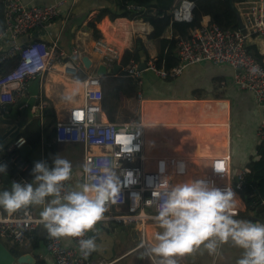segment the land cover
I'll return each instance as SVG.
<instances>
[{
    "label": "built area",
    "instance_id": "1",
    "mask_svg": "<svg viewBox=\"0 0 264 264\" xmlns=\"http://www.w3.org/2000/svg\"><path fill=\"white\" fill-rule=\"evenodd\" d=\"M75 4L78 0H72ZM65 0L51 5L28 4L22 0H6L4 35H0V44L6 50L0 52V115L9 112V106L18 99L24 98L29 90V84L46 74L61 67V72L69 79L76 78L84 71L82 62H72L59 47V41H26L35 31L43 30L62 15ZM130 10H140L135 5L126 7ZM195 4L189 0L182 1L179 8L169 12L173 22L190 23L193 19ZM242 21L246 27V34L239 29H224L210 20L202 27L191 31L188 40H181L178 44L180 65L167 71L159 68L156 61L145 63L147 70L154 72L162 79L177 77L188 65L210 62L214 65L228 66L234 71V86L236 89L252 95L259 106L264 107V64L251 51L253 39H258L264 46V0L252 2L242 13ZM14 64L7 70L3 68L9 60ZM122 57L118 51L108 47L104 55L103 64L107 67L108 75L116 65L121 66V72L127 77L141 83L143 71L134 61L122 65ZM253 69H256L254 72ZM101 77L89 74L81 82L83 87V101L73 106L65 119L59 120L56 126V143L64 147L65 151L77 148L70 160L78 159L81 164L86 160L95 162L97 169L105 162L117 161L118 173L132 171L137 183L123 187L116 204H110L105 213V219L99 226L118 224L138 229L140 238L147 245V227L152 222L150 217L156 215L155 204L146 203L154 200L152 191L155 184L167 178L168 183L176 184L194 179H206L219 188L231 187L235 193H240L248 170L246 167L234 170L231 149L228 147L221 154L203 153L194 157L184 158L176 156L150 157L145 153V128L143 118L142 95L138 94L139 106L135 116L128 122L113 123L102 120L103 92ZM42 110V109H41ZM43 121V115L40 117ZM138 129L139 135L133 141L132 147H139V151L131 154L122 153L123 133ZM218 143L232 139L233 127L230 125H212ZM137 130H133L135 134ZM27 140L17 137L8 141L0 149V162L12 164L16 168L11 181L29 182L27 173L30 164L22 156V149ZM203 149V147L201 146ZM77 161V162H78ZM164 162L165 170L160 171V163ZM184 165L183 174L178 172V165ZM76 168V166H75ZM152 178L153 187H149L148 179ZM84 176L82 172V182ZM224 182L226 184H224ZM67 187L73 188L71 179L65 182ZM4 185V178L0 175V190ZM140 194L138 206L133 208L131 193ZM264 205V201L262 203ZM238 216V215H237ZM237 218V217H236ZM238 219V218H237ZM40 216L32 209L18 211L12 215L4 214L0 209V241L20 245L29 251V236L38 232L42 226ZM157 223V222H156ZM158 224V223H157ZM89 236L86 234L85 238ZM46 253L55 264H111L104 258H93L90 255L84 259L79 251L77 240L69 238L71 244L64 243V238H52L45 232ZM43 256V255H42Z\"/></svg>",
    "mask_w": 264,
    "mask_h": 264
},
{
    "label": "crops",
    "instance_id": "2",
    "mask_svg": "<svg viewBox=\"0 0 264 264\" xmlns=\"http://www.w3.org/2000/svg\"><path fill=\"white\" fill-rule=\"evenodd\" d=\"M22 1L35 5H51L61 0ZM254 1L256 0L239 4V12L242 13ZM65 2L62 15L57 20L43 30L35 31L21 40L23 42L30 40L46 41L48 43L58 40L61 50L70 57L69 61L82 62L84 57H88L92 66L90 70L84 68L83 72L87 75H95L98 68L103 65L104 55L108 47L118 51L123 58L125 52L133 48L134 39L139 37L145 41L151 60L157 61L160 68L165 69L163 61L160 64L161 60L157 58L158 52L154 41L148 40V36L154 30L149 23L142 20L130 21L128 19H118L111 22L108 15L100 18L98 9L106 6V3L102 0H78L75 4L72 0H65ZM209 20V18L205 19V21ZM89 23L96 26L102 35V39L96 40L94 38L92 30L88 26ZM163 37L170 38V30ZM251 45L264 59V46L261 41L253 39ZM3 50H6V46L1 43L0 52ZM113 70L111 73L116 76ZM60 72L61 67L58 66L44 77L31 82L27 95L10 105L7 114L0 115V118L6 116L9 121L13 122L6 123L10 126L6 130L17 127L20 134L32 118H40L44 115V111L48 106L44 98L52 104L57 112L58 120L65 119L68 111L83 101L81 99L83 98L82 83L73 79L69 80ZM107 75L106 77H108ZM233 78L234 71L231 67L214 65L210 62L188 65L183 68L180 75L167 79H162L150 70L143 71L142 80L138 86L140 88L139 93L142 95V114L146 124V155L150 157L176 156L190 158L195 155H203V153L218 155L228 147L231 149L234 170L237 171L247 167L251 157L255 156L256 146L264 138V133L261 131L264 128V107L259 106L252 95L236 89ZM158 87L163 88L169 95L156 97L154 89ZM69 95L72 97L71 101L65 100V96ZM245 97L253 101L251 109L248 110V115L251 113L253 115L254 121L251 122L253 124L242 123L240 120L235 124L232 117L231 101H239ZM138 106V96L135 98L132 94L119 95L107 103L109 114L104 110L102 120L112 121L113 119L116 123L128 122L137 113ZM19 113L21 114L19 115ZM230 123L233 127L232 139L218 143L214 128L211 126H227ZM234 125L238 127L236 133L234 132ZM76 150L78 149L72 148L64 153V147L56 143V151L53 155L50 154L52 157L49 161L52 162L57 155H60L71 162L73 188L82 182L81 162L78 159L70 160ZM234 150L242 152L239 158L235 157L234 159ZM24 155L33 165L38 161L46 162L44 147L38 151L31 150ZM31 173L32 171L27 173L30 181L33 180ZM2 175L4 181L9 178L6 176L7 173ZM11 183L10 179V184H4L1 190H10ZM224 184L226 183L224 182ZM236 194L241 201L237 218L253 222H255V219L264 221V214L261 209V207H264L263 204L260 208L248 210L240 193ZM42 208L43 206L29 207L38 216H40ZM137 230L131 226L125 227L118 224L97 225L95 236L98 249L92 253V257L104 258L111 264H136L139 260L142 262L144 260L148 261L146 252L144 253L145 258L140 259L141 253L139 252L145 250L138 248L142 238H140ZM158 231H161V229L157 223L148 225L147 245L153 243L154 236ZM38 232L45 239L46 230L43 225L38 229ZM89 235H92V233H89ZM64 243L71 244V241L68 237H64ZM9 244L12 245V243ZM226 244L221 264H236L237 260L242 257L243 250L235 247L231 241ZM29 251L26 254L35 257L37 263L43 261L44 264H55L53 258L46 253L45 248L35 254L37 256L31 253L30 245ZM211 257L212 254L199 247L191 253L177 256L176 260L177 264H209L208 259L211 260ZM150 259L155 264L158 258L153 256Z\"/></svg>",
    "mask_w": 264,
    "mask_h": 264
},
{
    "label": "clouds",
    "instance_id": "3",
    "mask_svg": "<svg viewBox=\"0 0 264 264\" xmlns=\"http://www.w3.org/2000/svg\"><path fill=\"white\" fill-rule=\"evenodd\" d=\"M0 30V35H4ZM255 72L256 69H253ZM72 97L65 96L71 101ZM123 133L121 152L131 154L139 151L132 147L140 134L138 129ZM83 182L74 188L66 183L72 178V164L57 155L52 166L38 161L32 169L31 182L11 183L10 190H0V209L12 215L30 206H43L39 223L52 238H74L84 259L97 251L95 230L97 224L105 219L110 204H116L123 187L137 183L132 171L118 173L117 161L105 162L97 169L95 162L86 160L82 164ZM165 170L164 162L160 171ZM183 174L184 165H178ZM7 173V165L0 164V174ZM153 187L152 178L148 179ZM158 231L153 243L143 241L138 248L144 249L148 258L157 257L155 264H177L176 257L191 253L203 246L210 254L217 253L222 244L229 241L243 250L236 264H264V223L237 219L241 201L231 187L219 188L206 179L188 180L170 184L164 178L155 184L152 191ZM134 210L140 202L139 193H131ZM87 233L92 235L87 236ZM141 253L140 259H144Z\"/></svg>",
    "mask_w": 264,
    "mask_h": 264
},
{
    "label": "trees",
    "instance_id": "4",
    "mask_svg": "<svg viewBox=\"0 0 264 264\" xmlns=\"http://www.w3.org/2000/svg\"><path fill=\"white\" fill-rule=\"evenodd\" d=\"M106 6L98 9L99 17L105 15L109 16L111 22L118 19H128L130 21L142 20L153 26V32L148 36V40H153L157 48V58L160 64L164 63L165 70L171 71L180 65L179 48L178 44L181 40H188L191 37V31L202 27L206 18H209L212 23L218 24L224 29L238 30L239 20L237 15L240 13L238 5L246 3L249 0H189L195 4L193 11V19L190 23L187 22H173L169 12L180 7L184 0H102ZM135 5L140 7V10H130L126 7ZM5 6L6 0H0V30L6 27L5 19ZM89 28L93 32L96 40L102 39L100 31L93 23H89ZM170 30L171 37H163ZM134 46L131 50L125 52L122 59V65H127L129 62L134 61L139 65L147 63L151 60L147 45L145 41L139 37L134 39ZM253 55L264 64V59L261 54L251 47ZM14 60H9L8 64L3 68L7 71L13 64ZM158 67L160 65L156 61ZM85 72H80L74 80L83 82L87 78ZM101 79V88L103 92V110L109 114L107 103L119 95L132 94L137 98L140 88L136 81L127 77L123 72L118 75H107ZM106 81V83H105ZM108 86V87H107ZM44 101L48 103L47 109L44 111L43 121L39 117H34L28 126L18 135L27 140V145L32 151L45 149V160L49 167L52 162H49L50 154L56 151V126L58 123V115L52 104L47 99ZM11 111V110H10ZM21 113H19L20 115ZM109 116V115H108ZM116 123L115 121H110ZM264 133V128L261 130ZM3 151L0 155L3 157ZM25 160L28 158L22 155ZM30 164L29 171H32L34 165ZM0 164L7 165V174L10 179L17 171L16 168L9 163L0 162ZM248 173L246 174L243 187L240 195L245 200L248 210L260 208L264 201V138L256 146L255 156L251 157L247 165ZM3 178L4 176L0 174ZM30 181V180H29ZM31 182V181H30ZM29 209V208H28ZM264 214V207H261ZM3 211V209H1ZM24 211V210H22ZM4 214H7L3 211ZM239 219V218H238ZM31 253L38 254V252L46 247V238L43 239L39 232H33L29 236ZM3 242V241H2ZM4 245L10 250L14 251L18 256L26 253L20 245L12 243H5ZM92 255V254H91ZM37 256V255H35ZM37 264H44L43 261H38Z\"/></svg>",
    "mask_w": 264,
    "mask_h": 264
},
{
    "label": "water",
    "instance_id": "5",
    "mask_svg": "<svg viewBox=\"0 0 264 264\" xmlns=\"http://www.w3.org/2000/svg\"><path fill=\"white\" fill-rule=\"evenodd\" d=\"M237 17L239 20V30L243 34H246V27L242 21L240 13L237 15ZM82 62L85 69L87 70L91 69L92 63L88 57H84ZM146 69L147 68L145 63L140 65V70L145 71ZM120 70H121V66L116 65L114 67L113 73L115 75H118ZM107 74H108L107 67L103 64L98 68L95 76L105 77ZM18 135H19V131H17V127L8 129L3 134H0V149H2L5 146V144L11 139L17 138ZM30 151H31L30 147L26 146L22 149V154L24 155L25 153H28ZM4 184L9 185L10 179L9 178L5 179ZM254 221L264 223V221L260 219H255ZM0 264H37V260L31 254H24L22 256H18L17 254L14 253V251H10L4 245V243L0 241Z\"/></svg>",
    "mask_w": 264,
    "mask_h": 264
},
{
    "label": "rangeland",
    "instance_id": "6",
    "mask_svg": "<svg viewBox=\"0 0 264 264\" xmlns=\"http://www.w3.org/2000/svg\"><path fill=\"white\" fill-rule=\"evenodd\" d=\"M154 91H155L154 94H155L156 97H164V96L169 95L167 91H165L163 88H160V87L155 88ZM231 102H232L231 107H232V114H233L232 117L234 119V123L235 124H237V122L239 120L242 121V123L244 122L246 124H249L252 121H254L252 113L250 115H248V113H249L248 110L251 109L253 101H251L249 98L245 97V98H241V100H239V101H235V102L231 101ZM4 117L5 118H0V134H3L5 132V130L8 127H10L9 125L6 124L7 122L8 123H13L12 121H9L6 116H4ZM251 124H253V123H251ZM237 130H238L237 125L236 126L234 125V132L236 133ZM241 154H242V152H240V151L238 152V151L234 150L233 151L234 159H235V157L239 158L241 156ZM155 223L156 222H152L151 224L154 225ZM226 246H227L226 243L222 244L219 247L217 253L212 254L211 260L208 259L209 264H221L222 257H223V254H224L223 251L225 250ZM200 248L205 249L203 246H200ZM139 253H145V251L143 252L141 250ZM146 259L148 261L144 260L142 262L141 260H139L136 264H154L151 261V259L148 258L147 256H146Z\"/></svg>",
    "mask_w": 264,
    "mask_h": 264
},
{
    "label": "bare ground",
    "instance_id": "7",
    "mask_svg": "<svg viewBox=\"0 0 264 264\" xmlns=\"http://www.w3.org/2000/svg\"><path fill=\"white\" fill-rule=\"evenodd\" d=\"M53 73H54V72H53ZM55 73H56V72H55ZM60 73H61V72H60ZM56 74H57V73H56ZM53 76H54V75H53ZM64 77H65V76H64ZM60 79H61V78H60ZM60 79H59V80H60ZM63 79H64V78H63ZM69 80H70V79H69ZM64 81H65V80H64ZM72 82H73V81H72ZM67 83H68V82H67ZM80 86H81V85H80ZM54 88H55V87H54ZM69 89H70V88H69ZM82 91H83V90H82ZM81 99H83V98H81ZM81 99H80V100H81Z\"/></svg>",
    "mask_w": 264,
    "mask_h": 264
}]
</instances>
